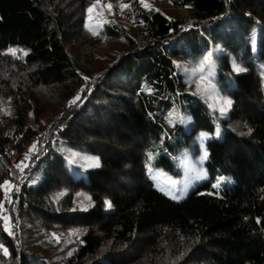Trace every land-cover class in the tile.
<instances>
[{
    "label": "trees",
    "instance_id": "obj_1",
    "mask_svg": "<svg viewBox=\"0 0 264 264\" xmlns=\"http://www.w3.org/2000/svg\"><path fill=\"white\" fill-rule=\"evenodd\" d=\"M96 1L129 5L132 30L99 28L124 49L93 51ZM170 1L0 0V264H264V0ZM186 65L232 101L224 119ZM204 151L182 200L149 176Z\"/></svg>",
    "mask_w": 264,
    "mask_h": 264
},
{
    "label": "rangeland",
    "instance_id": "obj_2",
    "mask_svg": "<svg viewBox=\"0 0 264 264\" xmlns=\"http://www.w3.org/2000/svg\"><path fill=\"white\" fill-rule=\"evenodd\" d=\"M144 3L149 5V7L146 8L159 9L168 14H174L176 12L170 0H144ZM107 5L109 4H102L97 1L93 2L87 8L85 13V21L89 32L94 38H97L98 40L100 39L97 45L92 47L97 56L110 54L115 49L121 50L125 48L121 42H109L107 38H104V36L100 34L99 28L102 24L106 23L107 21H113L123 25V27L127 30H132V24L125 17L126 14L121 9V7L110 4L111 9H109ZM90 8L92 9V12H89ZM94 32L96 34H94ZM87 49H90V47ZM230 63L235 73L245 72V70L237 63L234 57L230 58ZM186 68L191 73V92L196 91L198 93H205L208 104L214 111L220 114L219 117L221 119H224V116L231 110L232 101L218 92L212 82V73L210 71L207 72V70L205 71V69L203 70L202 68H195L191 65H186ZM236 68L241 69V71H236ZM209 85H211V87H208ZM226 101H230V104H226ZM222 109L223 111H221ZM36 152V145L35 147L31 146L29 148L28 152L25 154V156H23L24 158L22 157L23 159H20L22 160L21 163L23 167L29 163L31 155ZM185 158L181 160L180 164L178 165V171L180 174H173L153 166L148 167L149 176L155 185L173 200L184 199L198 184L207 180L208 178L206 168L207 156L205 157V151L198 158ZM231 182L232 181L230 179L223 178L216 183V187L230 184ZM21 185L22 183L20 184V182L16 184L15 189L17 195L20 193ZM5 218H7L6 221L8 223V227H10V217L5 215ZM18 228L19 225L17 223L15 225V230Z\"/></svg>",
    "mask_w": 264,
    "mask_h": 264
},
{
    "label": "snow or ice",
    "instance_id": "obj_3",
    "mask_svg": "<svg viewBox=\"0 0 264 264\" xmlns=\"http://www.w3.org/2000/svg\"><path fill=\"white\" fill-rule=\"evenodd\" d=\"M140 2H141V4L144 6V7H149V5H147V4H145L144 3V0H140ZM107 7L109 8V9H111V5L109 4V5H107ZM127 7H129V5H127V4H121V9L123 10L124 8H127ZM89 12H92V9L90 8L89 9ZM94 34H96L95 32H94ZM11 54H13V55H15L16 54V50H11ZM210 55L211 54H209V59H210ZM236 71H241V69H239V68H236L235 69ZM208 87H211V85H209ZM198 89H199V86H198ZM73 103H75V101H73ZM226 104H230V101H226L225 102ZM221 111H223V109L221 110ZM33 147H35V146H33ZM207 156V153H205V157ZM93 166H99L98 165V162H94V164H93ZM217 185H214V187H216ZM6 187H8L7 185H6ZM173 198H175V197H173ZM109 207H111V204H109L108 205ZM5 219H7V218H5ZM5 255H7V251L5 250Z\"/></svg>",
    "mask_w": 264,
    "mask_h": 264
}]
</instances>
